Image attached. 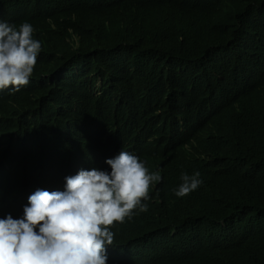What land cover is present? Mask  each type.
Wrapping results in <instances>:
<instances>
[{
    "label": "trees",
    "instance_id": "16d2710c",
    "mask_svg": "<svg viewBox=\"0 0 264 264\" xmlns=\"http://www.w3.org/2000/svg\"><path fill=\"white\" fill-rule=\"evenodd\" d=\"M0 20L42 44L0 90V166L28 198L128 151L162 180L110 228L119 261L264 264V0H0ZM24 194L0 182V218Z\"/></svg>",
    "mask_w": 264,
    "mask_h": 264
},
{
    "label": "clouds",
    "instance_id": "9594fccd",
    "mask_svg": "<svg viewBox=\"0 0 264 264\" xmlns=\"http://www.w3.org/2000/svg\"><path fill=\"white\" fill-rule=\"evenodd\" d=\"M34 31L27 21L0 20V90L15 94L30 83L42 51ZM106 163L110 172L81 164L65 178L66 184L54 191L37 189L29 198L20 175L0 166V182L16 183L25 191L11 215L0 218V264H124L112 246L110 228L147 212L149 189L162 177L128 151ZM180 180L173 189L178 198L203 183L198 171L183 173ZM17 210L22 211L14 214Z\"/></svg>",
    "mask_w": 264,
    "mask_h": 264
}]
</instances>
